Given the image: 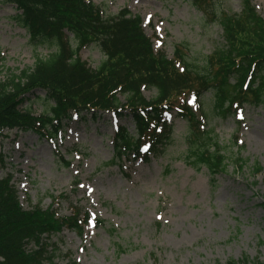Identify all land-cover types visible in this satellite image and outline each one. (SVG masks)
Returning a JSON list of instances; mask_svg holds the SVG:
<instances>
[{
	"label": "rangeland",
	"instance_id": "rangeland-1",
	"mask_svg": "<svg viewBox=\"0 0 264 264\" xmlns=\"http://www.w3.org/2000/svg\"><path fill=\"white\" fill-rule=\"evenodd\" d=\"M90 1L103 16L122 9L139 16L154 51L169 59L181 46L186 58L202 67L224 45L220 24L189 0ZM250 1L264 19V0ZM241 8V0H215L213 10L238 14ZM14 15V7L0 0V82L32 67L35 54L46 57L53 51L33 48ZM79 55L91 69L104 59L94 44ZM142 94L152 99L155 90ZM188 101L228 160L226 172L215 181L204 167L195 169L187 161L189 127L174 112L168 115L169 143L148 163L107 165L116 126L134 130L127 114L73 115L52 141L31 132H3L0 179L12 176L23 209L52 205L58 216L67 217L70 206H78L90 217L81 236L66 229L51 236L60 250L55 264H241L245 258L264 263V104L221 116L213 108L211 91ZM49 104L45 93L36 91L19 108L38 116ZM237 159L245 162L242 172L235 169ZM256 163L263 171L253 176L250 169ZM97 220L103 223L97 225Z\"/></svg>",
	"mask_w": 264,
	"mask_h": 264
},
{
	"label": "trees",
	"instance_id": "trees-1",
	"mask_svg": "<svg viewBox=\"0 0 264 264\" xmlns=\"http://www.w3.org/2000/svg\"><path fill=\"white\" fill-rule=\"evenodd\" d=\"M2 1L14 7L13 19L26 31L33 48L53 51L46 57L35 54L32 67L0 82V138L4 131L16 130L50 141L72 114L110 112L121 117L125 112L134 130L130 133L125 127H117L112 139L113 157L107 165H121L124 159L149 162L150 156L158 158L169 143L172 127L166 116L176 111L189 127V164L195 169L206 168L214 181L226 172L227 158L212 131L200 129L186 98L192 95L198 99L211 91L213 108L221 116L232 115L235 106L264 104V20L250 0H241L238 14L215 12V0H189L222 28L224 45L207 57L202 67L186 59L179 47L171 60L154 53L141 28V18L127 9L103 16L89 0ZM91 44L104 57L95 69L79 55ZM230 80L234 81L232 86ZM143 89L155 90L154 98L147 100ZM36 91L44 92L50 103L38 116L19 108ZM244 168L242 159L235 160L237 171ZM262 171L257 163L250 169L253 176ZM11 178L0 179V264H55L60 250L50 242L51 236L63 229L81 236L88 214L78 206H70L67 217L58 216L52 205L45 210L39 206L25 210ZM56 200L53 198V203ZM65 258L72 263L70 255ZM240 262L264 264L249 263L246 258Z\"/></svg>",
	"mask_w": 264,
	"mask_h": 264
}]
</instances>
